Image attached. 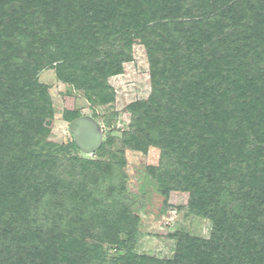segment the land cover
Segmentation results:
<instances>
[{
    "label": "trees",
    "instance_id": "trees-1",
    "mask_svg": "<svg viewBox=\"0 0 264 264\" xmlns=\"http://www.w3.org/2000/svg\"><path fill=\"white\" fill-rule=\"evenodd\" d=\"M135 46L151 92L125 107L123 145L159 148L147 173L165 205L211 222L208 237L175 231L168 258L136 250L125 151L52 139L40 80L52 69L110 105ZM0 264H264V0H0Z\"/></svg>",
    "mask_w": 264,
    "mask_h": 264
},
{
    "label": "rangeland",
    "instance_id": "rangeland-1",
    "mask_svg": "<svg viewBox=\"0 0 264 264\" xmlns=\"http://www.w3.org/2000/svg\"><path fill=\"white\" fill-rule=\"evenodd\" d=\"M40 80L50 86L55 107V127L52 139L67 141L72 138L69 123L63 118L65 97L67 93L76 98V108L83 114L94 112L103 125L104 136L113 140L112 149H123L126 157L125 172L127 187L134 200L133 209L140 215V236L137 241V252L155 255L162 258L173 256L176 240L171 237L178 229L194 235L208 237L211 231L209 219L191 215L186 208L167 207L165 197L158 191L157 185L147 173L149 166H157L160 161V149L149 147L144 153L123 145L124 133L130 130L131 116L123 112L125 107L137 100L147 99L151 92L150 67L143 46H135L134 59L124 64V72L111 77L110 84L116 95L115 102L92 108L83 92L72 90V87L57 79L52 69L40 73ZM91 155V154H90ZM175 205H180V198ZM114 254V249L108 250Z\"/></svg>",
    "mask_w": 264,
    "mask_h": 264
},
{
    "label": "water",
    "instance_id": "water-1",
    "mask_svg": "<svg viewBox=\"0 0 264 264\" xmlns=\"http://www.w3.org/2000/svg\"><path fill=\"white\" fill-rule=\"evenodd\" d=\"M69 131L86 154L95 153L104 141L103 125L91 114H83L69 123Z\"/></svg>",
    "mask_w": 264,
    "mask_h": 264
}]
</instances>
